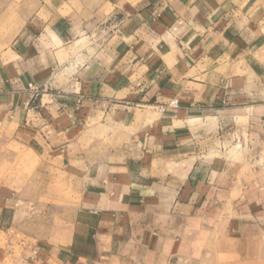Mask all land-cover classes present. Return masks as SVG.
Masks as SVG:
<instances>
[{"label":"crops","instance_id":"0c3cea01","mask_svg":"<svg viewBox=\"0 0 264 264\" xmlns=\"http://www.w3.org/2000/svg\"><path fill=\"white\" fill-rule=\"evenodd\" d=\"M0 131V264H264V0H0Z\"/></svg>","mask_w":264,"mask_h":264},{"label":"rangeland","instance_id":"374dc122","mask_svg":"<svg viewBox=\"0 0 264 264\" xmlns=\"http://www.w3.org/2000/svg\"><path fill=\"white\" fill-rule=\"evenodd\" d=\"M2 133L0 131V184L7 182L18 190L33 175L38 163L30 150ZM17 250L14 247V253Z\"/></svg>","mask_w":264,"mask_h":264},{"label":"built area","instance_id":"2783aa9c","mask_svg":"<svg viewBox=\"0 0 264 264\" xmlns=\"http://www.w3.org/2000/svg\"><path fill=\"white\" fill-rule=\"evenodd\" d=\"M116 25H117V23L114 22L113 24L103 26L101 29H102V31H106L108 28L114 29ZM178 106H179L178 99H173L169 103L161 105L160 110L164 111L167 107H178Z\"/></svg>","mask_w":264,"mask_h":264}]
</instances>
